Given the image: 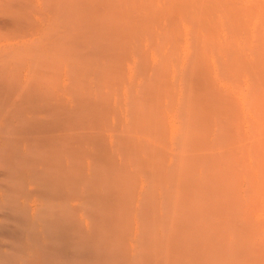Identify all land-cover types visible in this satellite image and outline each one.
Returning a JSON list of instances; mask_svg holds the SVG:
<instances>
[{
	"label": "rangeland",
	"instance_id": "rangeland-1",
	"mask_svg": "<svg viewBox=\"0 0 264 264\" xmlns=\"http://www.w3.org/2000/svg\"><path fill=\"white\" fill-rule=\"evenodd\" d=\"M0 80V264H264V0H0Z\"/></svg>",
	"mask_w": 264,
	"mask_h": 264
},
{
	"label": "bare ground",
	"instance_id": "bare-ground-1",
	"mask_svg": "<svg viewBox=\"0 0 264 264\" xmlns=\"http://www.w3.org/2000/svg\"><path fill=\"white\" fill-rule=\"evenodd\" d=\"M113 5H115V4H113ZM113 5H109V6H105V8H104V10L106 11L105 13L108 15V14H113V12L115 11V13L117 12V9H116V7L118 6V5H116V7H114ZM120 7V6H119ZM120 9V8H119ZM119 9H118V11H119ZM103 10V9H102ZM120 12V11H119ZM103 13V12H102ZM114 13V14H115ZM118 13V12H117ZM103 18H105L104 20L106 21L107 19H108V17L106 18L105 16L103 17ZM111 22V21H110ZM110 22H104V21H99L98 22V25L96 26V28H95V30H94V32L96 33V32H99L100 33V31L102 32V33H106V31H107V33H108V30L110 29V26H109V24H110ZM105 28V29H104ZM104 29V30H103ZM108 29V30H107ZM104 31V32H103ZM111 31H112V29H111ZM114 31V30H113ZM109 32H110V30H109ZM94 33V36L97 34H95ZM97 36V35H96ZM101 36V35H100ZM106 36H108V35H106ZM108 37H106V39H107ZM0 83H1V80H0ZM10 91H8V93H9ZM13 94H15L14 92H12ZM11 92H10V94H12ZM10 94H0V110H3V109H6V108H9V111H10V109L11 110H15L16 109V107H17V99H16V97H14V96H12V97H9V95ZM11 96V95H10ZM17 111V110H16ZM5 112H6V110H5ZM18 112V111H17ZM1 113V112H0ZM3 113V112H2ZM6 113H8V112H6ZM10 113V112H9ZM9 113L7 114V116L9 115ZM14 112L12 111V114H13ZM19 113V112H18ZM65 113H66V110H63V109H54V110H52V112H50V113H48V116H51V117H49V120H48V123H45V124H43V120H41L42 121V124L40 123L39 124V127H40V129H41V127H44V128H47V130H48V128L50 127V128H52V127H55L56 125H57V127L56 128H59V126L61 125V123L59 124V118H58V115H65ZM17 114V113H16ZM33 116H35V114H32ZM10 116V115H9ZM14 116V115H13ZM17 116H18V114H17ZM32 116V117H33ZM12 117V116H11ZM3 118V117H2ZM15 118V117H14ZM14 118H11V119H13V120H11V121H14ZM24 118V117H23ZM22 118V119H23ZM28 118V117H27ZM27 118H25V119H27ZM48 118V117H47ZM5 119V118H4ZM10 119V118H9ZM20 119H21V117H20ZM29 119V124H30V122L32 121V123H34L33 122V120H31L32 118L30 117V118H28ZM2 120V119H1ZM19 119H16V121H18ZM52 120H54L55 122H53ZM5 121V120H4ZM10 120H9V122H8V124L11 122ZM15 121V122H16ZM21 121H23V120H21ZM36 121V120H35ZM38 121V120H37ZM2 122V121H1ZM20 122V121H19ZM26 122V121H25ZM38 122H40V121H38ZM18 123V122H17ZM3 124H5V123H3ZM2 124V125H3ZM8 124L7 125H5L6 127L8 126ZM13 124V123H12ZM20 124V123H19ZM23 124V123H22ZM27 124H28V122H27ZM26 124V125H27ZM28 124V125H29ZM38 124V123H37ZM10 125V124H9ZM16 125V124H15ZM34 125H35V123H34ZM33 125V126H34ZM19 127L21 126V124L20 125H18ZM17 126V127H18ZM24 126H25V124H24ZM23 126V127H24ZM32 126V127H33ZM37 125H35V127H36ZM13 127H14V125H13ZM16 127V128H17ZM18 127V128H19ZM28 127H30L31 128V125H29ZM2 128H4V126L2 127ZM10 128V130H11V127H9ZM9 128H7V129H9ZM16 128H13V129H16ZM18 128H17V130H18ZM22 128V127H21ZM26 128V127H25ZM29 128V129H30ZM6 129V132L8 131ZM13 129H12V131H13ZM27 129V128H26ZM39 129V128H38ZM3 130H5V128L3 129ZM2 130V131H3ZM17 130H15V131H17ZM19 131H22V129L20 130L19 129ZM26 131V130H25ZM29 131V130H28ZM36 131V130H35ZM34 131V132H35ZM40 132H41V130H39ZM50 131V130H49ZM11 132V131H10ZM23 132V131H22ZM31 132V131H30ZM29 132V133H30ZM47 132V131H46ZM2 133V132H1ZM4 133V136L6 135V133H5V131L3 132ZM2 133V134H3ZM38 133V132H37ZM11 134H12V136L11 137H13L14 135H13V133L11 132ZM15 134V133H14ZM40 134V133H39ZM44 136H45V134H43ZM7 136H8V133H7ZM9 136V137H10ZM42 136V135H41ZM43 137V136H42ZM47 137V136H46ZM4 137H2L1 136V138L0 139H3ZM5 138H7L6 136H5ZM5 138H4V140H5ZM44 138V137H43ZM7 141H10V139L8 140V139H6ZM42 141L44 140V142H41V143H44L43 145H46V146H43L45 149H44V151L46 152L45 154H47V153H49V155H50V153L51 152H53V151H55V150H57V148H58V153L62 156V155H66V154H71V153H73V148H72V145L73 144H76V142L78 141V140H80V143H81V141L82 142H86L87 141V143L86 144H89V145H92L93 143H94V141H93V138L92 137H88V136H80V137H76L75 135H73V136H61V138H60V136H57V138L56 137H47L46 138V140H45V138L44 139H41ZM39 141V140H38ZM37 141V142H38ZM40 143V142H39ZM41 143H40V145H41ZM78 143V142H77ZM1 145V144H0ZM37 145V144H36ZM1 146H3V145H1ZM1 146H0V148H1ZM39 147V146H38ZM3 148V147H2ZM42 149V148H41ZM1 151H2V149H1ZM42 151V150H41ZM44 151H42L43 153H44ZM41 153V152H40ZM74 153H77V148H75V151H74ZM91 153V152H90ZM45 157H47L46 155H44ZM44 156H43V158H44ZM18 157V156H17ZM20 157H22V156H19V158ZM26 157V156H25ZM49 157V156H48ZM47 157V158H48ZM18 158V159H19ZM24 158V157H23ZM22 159V158H21ZM21 159H19V161H21ZM40 159H42V157H40L39 156V164H44L45 162L44 161H47V160H49V159H47V160H45V158H44V160H43V162L41 163L40 162ZM24 161V159H22V162ZM49 162V161H48ZM48 162H47V164H44L45 166L46 165H48ZM45 166H43V168L45 167ZM60 166V164L58 165V167ZM47 167V166H46ZM61 167H62V165L58 168V169H61ZM46 169H48V167L46 168ZM45 170V169H44ZM46 173V172H45ZM58 196H61V194L59 195V194H57ZM64 200H65V197L63 198ZM93 199L97 202V203H101V202H104L103 204H105V201H109V198L108 197H104V198H100V197H98V196H94L93 197ZM68 200H66V201H64L63 203H65V202H67ZM63 203H62V205H63ZM66 204L67 203H65V205H63V206H65V207H63L62 205H60L62 208H64L63 210H65V209H67L66 207ZM201 206H203L204 207V204H202ZM205 208V207H204ZM209 208H210V210H211V207L209 206ZM213 208V207H212ZM206 209H208V207H206ZM72 210H73V208H72ZM213 210H215L216 212H217V209H213ZM74 211V210H73ZM72 211V212H73ZM209 210H207V211H205V212H208ZM214 211V212H215ZM65 212V211H64ZM195 212H196V216H197V212H202V215H204V211H203V209H201V208H199V210H198V207H196L195 208ZM63 213V212H62ZM61 212H60V214L62 215H60V214H56L57 215V217H55V218H58V219H54V221H56V220H58L59 222L61 221V223H59L58 221H56V223H59V225H63L64 224V222L66 221V219L64 218V214H62ZM197 218V217H196ZM203 221V220H202ZM55 223V222H54ZM59 225L57 224V229L58 228H60V227H64V226H60L59 227ZM72 227V226H71ZM65 228H67V227H65ZM65 228H63L62 230L64 231L65 230ZM77 227H76V225H75V228H72V229H75L74 230V235L72 236V240L68 237L67 238V240H66V244L64 245V246H62V247H57L56 246V250H55V246H52L53 248V250H55L54 252H55V254H53V253H50V255L51 256H53V255H57L58 256V258H57V256L55 257V256H53L55 259L57 258L58 260L59 259H62L61 261H65V262H68V263H76V262H79L80 260H103V259H108L111 255H110V253L108 252H104L105 254L103 255L104 257H101V255H98V254H94L93 253V251L94 250H89V249H87V247H89L90 246V241H91V237L87 234V232H83L81 229L79 230V229H76ZM79 228V227H78ZM61 229V228H60ZM194 230V229H193ZM61 231V230H60ZM62 231V232H63ZM195 231V230H194ZM62 232H60V233H62ZM194 236H198L197 234L196 235H194ZM66 238V237H65ZM192 238V237H191ZM193 239V238H192ZM199 239V238H198ZM194 240V239H193ZM72 241V242H71ZM194 242L196 243V241H191V239H187L186 241H185V243H184V245H185V247H178V245H175V244H172L171 245V251H170V253H168L167 255H165V256H167L166 258H168L169 256L170 257H175L176 255H178V254H180V253H178V252H180L179 250H180V248H181V250H184L185 249V251H184V253L182 252L180 255L181 256H184V254H187V257L189 258V256L190 255H194L195 254V252L194 251H192L193 253L191 254V252H188V251H190L189 250V247H192L193 246V244H194ZM197 242H199V244H201L202 246H204V244L206 243V244H208V242L207 241H202V240H198ZM193 243V244H192ZM202 243H204V244H202ZM87 244H88V246H87ZM85 245V247H83ZM195 245H197L198 246V244H195ZM200 247V248H203V247ZM188 247V251L186 250V248ZM195 248H196V246H194ZM48 248V247H47ZM46 248V249H47ZM197 248H199V246L197 247ZM197 248H196V250H197ZM198 249V250H205L206 248H207V246H206V248H203V249ZM50 249V248H49ZM191 249V248H190ZM208 249V248H207ZM195 250V249H194ZM195 250V251H196ZM197 250V252H199ZM204 250L203 251H201L200 253L201 254H199V253H197V254H199L200 255V257L198 256V255H194L193 257L194 258H201L202 256V252H204ZM206 251V250H205ZM49 252H51V251H49ZM205 255H206V252L204 253ZM47 255H49V253L47 252ZM49 255V256H50ZM51 256H50V258H51ZM106 257V258H105ZM135 257V256H134ZM133 257V258H134ZM192 257V258H193ZM47 258H48V256H47ZM54 258H53V260H54ZM132 258V259H133ZM136 258V257H135ZM139 258V257H138ZM193 258V259H194ZM203 258V257H202ZM56 259V260H57ZM137 259V258H136ZM51 260V259H50ZM57 260V261H58ZM130 260V259H129ZM138 260H140V259H138ZM142 260V259H141ZM189 260V259H188ZM192 260V259H191ZM190 260V263L191 264H194L192 261ZM133 261H135L134 259H133ZM193 261H195V260H193ZM50 262H52V260L50 261ZM141 262H143V260L141 261ZM140 262V263H141ZM203 262H205V259L203 260ZM53 263V262H52ZM55 263V262H54ZM144 264H146V263H144ZM205 264H207V260H206V262H205Z\"/></svg>",
	"mask_w": 264,
	"mask_h": 264
}]
</instances>
